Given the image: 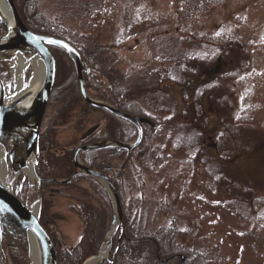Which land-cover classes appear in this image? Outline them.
Segmentation results:
<instances>
[{
    "label": "rangeland",
    "instance_id": "rangeland-1",
    "mask_svg": "<svg viewBox=\"0 0 264 264\" xmlns=\"http://www.w3.org/2000/svg\"><path fill=\"white\" fill-rule=\"evenodd\" d=\"M13 2L23 22L22 3ZM37 6L90 60L101 59L103 79L92 75L87 94L108 102L117 83L153 124L147 145L126 164L125 207L144 208L153 230L175 220L177 244L202 250L204 264H264V0H38ZM60 59L74 72L68 58ZM10 65L3 64L0 75L13 94ZM22 76L27 87L32 68ZM72 86L78 90L77 81ZM94 118L110 122L100 112ZM104 129L99 126V139ZM5 174L14 185L10 171ZM69 184L72 189L63 188ZM97 185L103 190L94 179L49 187L59 191L48 219L53 241L63 248L74 247L81 235L70 208L79 191L92 193V206H104ZM20 194L28 206L36 201L30 180ZM110 222L98 252L107 245Z\"/></svg>",
    "mask_w": 264,
    "mask_h": 264
},
{
    "label": "water",
    "instance_id": "water-1",
    "mask_svg": "<svg viewBox=\"0 0 264 264\" xmlns=\"http://www.w3.org/2000/svg\"><path fill=\"white\" fill-rule=\"evenodd\" d=\"M0 24L5 32L0 36V68L3 64L13 62L17 56H22L26 61L38 58L43 66V78L38 83L29 82L24 91L8 94L5 80L0 75V148L4 153L6 170L14 177L15 190L20 191L23 181L27 176L25 170L32 167L33 176L36 179V201L27 206L17 200L15 192L0 174V263L11 264L8 251H16L30 263V244L34 246L38 264H57L56 251L48 233L39 222V205L41 194L40 183L68 184L76 175H85L100 182L112 201V218L106 235L108 244V257L113 251L111 261L106 257H90L83 264L93 261V264L103 262L112 263L120 240L122 211L119 197L110 180L100 172H96L81 165L78 156L82 151H100L108 148L131 152L136 149L143 138L142 124L152 126V123L117 110L114 106L100 98L90 97L85 91L84 75H95L103 79L101 74L91 70L79 54L70 44L64 40L32 32L26 28L17 14L13 0H1ZM4 8L5 11L4 12ZM51 47L61 50L73 66L77 80L78 90L83 100L93 108L101 109L111 115H115L125 122L130 123L136 129V138L127 143L115 141H103L94 146L77 150L73 155V164L76 172L67 180L43 179L37 173L36 156L38 153V137L41 122L47 102L53 89L56 73V62ZM38 205V213L33 207ZM117 224L119 228L118 241L114 246L111 234L112 227Z\"/></svg>",
    "mask_w": 264,
    "mask_h": 264
},
{
    "label": "trees",
    "instance_id": "trees-1",
    "mask_svg": "<svg viewBox=\"0 0 264 264\" xmlns=\"http://www.w3.org/2000/svg\"><path fill=\"white\" fill-rule=\"evenodd\" d=\"M18 1L19 3H22V5L19 7H22V9H19L18 4L15 3L16 7L24 13L22 14V12H20L19 14L23 20V23L28 26L31 31L43 35L49 34V36L66 41L75 49H77L79 53H81L82 57L90 67L101 72V68L99 67L102 64L101 59L93 61L90 60L89 58L91 57L89 55L88 58V56L84 54L83 50L79 49L74 43L66 39L64 35L65 30L59 26L57 21L49 20L42 13L38 12V0H25V3H23L22 0ZM1 33H4V28L0 24V34ZM51 49L55 53V58L57 61L56 64L58 65V67H56V79H58L59 82L57 84L56 82L58 80L55 82L54 90L60 91L59 89L62 88V91H68L76 82L75 76L72 73L73 71L71 70L72 68H68L69 70L64 69L63 67H65V65L62 63L60 55L63 57H66V55L57 48L52 47ZM106 79L109 80L107 76ZM62 84L63 86H61ZM119 87L120 86L117 83L112 84L113 89L111 91L110 99H107L108 102L113 104L118 110L125 112L135 118H144L145 114L139 108L137 103H135V101H131L132 99L128 97L127 93L123 92V90H121ZM188 88L190 87L188 86ZM102 112L105 113V111ZM146 118L150 119L151 121L154 120L148 116ZM113 119L114 121H121L115 118V116ZM122 127H124L125 130L123 139L121 138L120 133ZM142 127L143 139L141 144L135 149L136 151L142 147H145L147 145V140L151 137V129L147 126ZM102 132H104L103 138L128 142L130 141L134 129L133 126H105V129L102 130ZM247 138L249 141L250 138ZM200 146L201 147H197L194 151L197 152L203 147L202 141L200 142ZM135 150L129 153L130 163L133 159L132 153H134ZM102 153L103 152H98L96 154L98 156L97 163L95 165L97 170L102 168V165H100V156H102ZM122 153L124 154L125 152L120 151L117 153V156L120 159L123 156ZM212 158H214V156H212ZM40 165L43 166L42 168L44 173L43 175L40 174V176L45 178L67 179L68 176H70L73 172L71 155L69 154L61 156L49 152L46 156H44V162H40ZM109 165L111 167V171L116 172L111 180L113 183L112 185L116 189L120 198L123 217L122 237L119 246H117L118 249L113 264H204L206 255L202 250H197L195 248L189 249L183 245L177 244L176 240L179 230L175 220L170 221L169 225L167 226H161L156 230H153L148 226V212H146L144 208H141L138 211L135 209L132 210L131 206L125 207L122 177L124 176L126 166L123 168L121 165ZM72 185L73 184L65 185L63 188L67 187L72 189V187H69ZM96 189H98L97 193H99V196H101L102 200H104V206L97 205L96 203H93L92 206L90 202L92 193L88 190H80L78 194L79 196H77L78 198H74V205L72 204L73 206L70 208L80 220V224L82 226L81 235L79 237L78 243L73 248H71V250H67L63 248L60 243L54 242L57 264H82L88 258L95 256L100 245L103 243V236L105 235L107 225L111 219L109 206L110 203L108 201L107 194L100 188V185H97ZM81 198L86 201L81 200ZM41 199L42 203L39 221L42 225H44L45 221L50 222L48 219V214L50 213L49 211L51 208V203L54 201V198L44 197Z\"/></svg>",
    "mask_w": 264,
    "mask_h": 264
},
{
    "label": "flooded vegetation",
    "instance_id": "flooded-vegetation-1",
    "mask_svg": "<svg viewBox=\"0 0 264 264\" xmlns=\"http://www.w3.org/2000/svg\"><path fill=\"white\" fill-rule=\"evenodd\" d=\"M88 64V63H87ZM89 66V65H88ZM84 85L85 91H92L93 93V77L92 75H84ZM75 86H71L70 90L66 91H56L50 94L49 100L47 102V106L45 109V113L43 115V119L40 126L39 137H38V153L36 158L37 161V170L39 175H43V166L40 165V162H44V156H46L49 152L54 153L55 155H71L72 165H73V173L76 172V169L73 164V155L74 153L82 148L94 146L95 144L102 142V141H115L114 139H99L98 133L99 126H133L124 120L115 117L121 121L111 122L113 119V115L103 113L101 109L93 108L89 104H87L82 96L80 95L79 90L74 89ZM78 88V85H77ZM99 98V97H98ZM101 99V98H100ZM109 103V102H108ZM111 104V103H109ZM114 106L113 104H111ZM115 107V106H114ZM116 108V107H115ZM118 110V109H117ZM120 111V110H119ZM103 113L105 116L110 118V122L108 120L106 122L103 120H95L94 116L98 115V113ZM122 112V111H121ZM125 113V112H124ZM98 118V117H97ZM142 119V118H137ZM114 120V119H113ZM95 121V122H94ZM101 122V123H100ZM104 122V123H103ZM142 126H149L147 124H142ZM60 129L59 135L56 134V130ZM63 131V132H62ZM61 132L64 134L60 135ZM121 138H124V127L121 130ZM61 141L63 142V146L60 144ZM117 142L124 143L122 140H116ZM115 141V142H116ZM60 144V145H59ZM102 156H100L102 168L97 170L95 167L97 163L98 156L96 155L98 151H82L79 153L78 160L82 166L87 167L91 170L96 172H100L105 175L112 183V176L108 175L111 174V167L109 165V161H114L117 163L120 161L121 167H125L126 164L129 162V153L126 151L121 157V159L117 156L120 151L115 150L114 148H109L102 150ZM118 159V160H117ZM42 177V176H40ZM45 178V177H42ZM26 182L23 184L28 185L27 176L25 178ZM90 179L93 181L92 178H89L85 175H78L75 177L74 180ZM113 184V183H112ZM52 186L50 183H42L40 184V191L42 192V196H48L51 198L55 197V194H58L59 191L49 188ZM23 190V188H22ZM21 190V191H22ZM116 190V189H115ZM20 191V192H21ZM20 192L17 193V196L20 198ZM55 199V198H54ZM43 227L45 228L51 238L54 240L55 234H53L50 230L49 222L45 221ZM119 234L117 233L116 239L118 240ZM122 236L120 235V238ZM113 240L115 238L113 237ZM61 242V241H60ZM73 246L67 248V250H71ZM118 249V247H117ZM9 258L11 260V264H25L21 257L15 251H8ZM113 254L111 253L110 257L108 258L109 261ZM115 259V257H114ZM183 261V258H182ZM114 262V260H113ZM110 262H103L102 264H113Z\"/></svg>",
    "mask_w": 264,
    "mask_h": 264
},
{
    "label": "bare ground",
    "instance_id": "bare-ground-1",
    "mask_svg": "<svg viewBox=\"0 0 264 264\" xmlns=\"http://www.w3.org/2000/svg\"><path fill=\"white\" fill-rule=\"evenodd\" d=\"M0 3H1V6L4 7L1 0H0ZM4 12H6L5 8H4ZM10 66H12V72L15 75V91H16V93L22 92L25 89V87L22 86L23 85V76L22 75H23V73L27 67L30 66L33 70V78L31 80V82L33 84L40 82L43 78V75H42L43 74V66H42V64L38 58H34L30 61H26L22 56H17L14 59L12 65H10ZM3 158H4V153H3V150L0 148V174L4 178L6 175L5 174L6 173V167H5V162H4ZM25 174L28 176V179L30 180L31 184H33V185L36 184V179L33 176L31 165H29L27 167V169L25 170ZM37 208H38V205L37 204L34 205L33 210H34L35 214L38 213ZM116 226H117V224L115 223L114 226L112 227L111 234H113L114 230L116 229ZM34 250H35L34 246H32V244H30V250H29L30 263L31 264H38L36 252ZM107 253H108V246L107 245L102 246L101 251H100V256H101V254L103 256H106ZM87 264H93V261H91Z\"/></svg>",
    "mask_w": 264,
    "mask_h": 264
},
{
    "label": "snow or ice",
    "instance_id": "snow-or-ice-1",
    "mask_svg": "<svg viewBox=\"0 0 264 264\" xmlns=\"http://www.w3.org/2000/svg\"><path fill=\"white\" fill-rule=\"evenodd\" d=\"M216 34H217V35H220V33H219V32H217Z\"/></svg>",
    "mask_w": 264,
    "mask_h": 264
}]
</instances>
